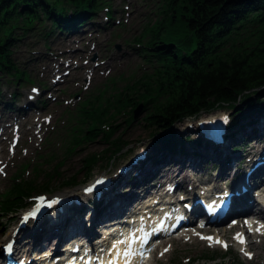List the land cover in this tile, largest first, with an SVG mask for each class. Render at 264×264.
Returning a JSON list of instances; mask_svg holds the SVG:
<instances>
[{
  "label": "rangeland",
  "instance_id": "374dc122",
  "mask_svg": "<svg viewBox=\"0 0 264 264\" xmlns=\"http://www.w3.org/2000/svg\"><path fill=\"white\" fill-rule=\"evenodd\" d=\"M170 1L99 0L102 3L96 14L88 21L84 16L82 26L77 28L78 33L74 35L54 30L44 36L50 27L49 22L41 19L27 34L18 37L14 47L10 49V55L16 70L13 72L23 75L18 78L0 77V106L7 105L11 107L12 112H16L22 107L21 96L25 94L36 95L29 98L30 102L41 106L39 105V110L32 115L21 117L10 129L4 154H0V199L12 190L13 183H18L16 179L29 181L33 177H38L37 185L40 184L45 179L42 173L47 172L57 160L62 161L58 168L59 176L54 178L56 181L52 184V191L47 193L59 190L56 188L58 183L74 175L78 184L60 191L73 192L77 196L80 194L78 188L80 182L89 181L95 174L109 173L112 167L116 172H120V169L130 162L131 158L128 157L129 155L133 157L132 151L135 147L145 149L146 147L141 145L152 143L147 136L148 129H144L142 122L144 112L140 107L131 114L134 118L126 125L124 122L130 115L129 109H126L124 114H115L112 108L108 109L110 103L107 102L114 99H120L119 103L125 102L124 99L132 102L136 100L133 96L140 93L141 88L129 89L124 99L118 91L132 85L136 86L138 82L143 81H150L144 89H153L155 84L164 81L165 71L171 72L165 70L163 55L156 59L153 57L156 56L154 48L157 47V39L163 29L161 26L173 15ZM177 1H174V5ZM41 25L44 27L38 29ZM112 58L117 60L115 65L108 64ZM9 93L15 94L17 103L5 102L4 98ZM258 97L261 101L260 107L264 108V90L259 92ZM239 107L237 105V108ZM120 109L118 107L116 111ZM214 113H227L234 117V112L227 109L216 110ZM203 116L206 115L200 117ZM99 118L101 121H98V124L93 123L94 126L99 125L98 131L93 133L96 134L94 139L81 140L86 129ZM190 122L191 120H188L187 125H184L189 126ZM108 127L115 130L114 137L120 136L126 142L135 141L136 144L133 145L135 147L124 148L104 170L94 167L91 176L84 180L85 174L80 170L82 161L85 157L100 153L105 148L102 132L105 133L107 130L103 129ZM175 131L177 134L184 133L183 123L177 126ZM26 135L33 140L32 144L27 142ZM79 138L81 140L79 146L71 150L70 147L78 142ZM232 162L235 163L236 160ZM117 163H122V167L118 166L115 169ZM252 164L253 162L245 169H249ZM98 165L101 163L96 166ZM204 168L212 169L209 165ZM188 175L192 182L212 179L209 176L204 179ZM11 177L13 183L9 181ZM50 212L44 219L48 220L45 229L48 236L54 227L53 216L56 214L53 210ZM90 212L91 209L86 208L84 215L71 220V226L74 225L76 230L81 229L80 221ZM18 215V212L7 218L0 215V242H4L9 237L8 234L10 235L17 227ZM195 229L196 227H191L186 230L193 235ZM96 230L100 233L99 226ZM211 232H215L214 229H205V233ZM34 235L39 236L34 233L33 237ZM179 235V232L170 235L171 242L162 248H159L161 240L156 241L154 245L158 248L149 251L150 260L147 264H264V243H258V240H248V246H244L243 253L234 247V241L230 239L229 234L231 247L223 252L218 248L206 246L197 237L191 238L189 242H185V239L180 241L177 239ZM52 239L53 242L56 241L54 237ZM43 243L41 242L39 246L41 250H37V253L45 249ZM246 252L250 256L245 255Z\"/></svg>",
  "mask_w": 264,
  "mask_h": 264
},
{
  "label": "trees",
  "instance_id": "16d2710c",
  "mask_svg": "<svg viewBox=\"0 0 264 264\" xmlns=\"http://www.w3.org/2000/svg\"><path fill=\"white\" fill-rule=\"evenodd\" d=\"M174 1H170L172 18L161 26L154 48L158 52L156 58L163 55L165 70L171 72L165 71L164 81L153 89H144L150 81H143L118 91L124 99L129 89L141 88L132 102L125 99L121 103L120 99L107 102L108 109L112 108L115 114L140 105L147 136L164 153L174 152L180 144L178 141H183L175 128L202 114L227 109L234 112L230 128L239 123L241 127L249 115L259 113L258 94L264 90V0H178L175 5ZM101 3L99 0H0V77L23 75L13 72L16 70L10 49L18 37L27 34L41 19L49 22L50 27L44 36L54 30L76 31L82 26L83 17L86 16V21L91 19ZM118 107L121 109L117 112ZM131 114L125 122L127 125L131 123ZM101 118L92 122L81 140L94 139L96 128L93 127ZM104 130H107L102 132L105 148L82 161L80 170L86 178L94 167L106 169L129 143L120 136L114 137V129ZM193 143L199 145V140ZM98 163L101 165L96 166ZM61 165L60 160L52 164L42 173L45 179L38 185V177L29 181L16 179L17 184L12 181V190L0 199L1 217L15 215L24 207V199L32 194L51 192ZM76 184V179L70 177L56 187L72 188Z\"/></svg>",
  "mask_w": 264,
  "mask_h": 264
},
{
  "label": "bare ground",
  "instance_id": "6f19581e",
  "mask_svg": "<svg viewBox=\"0 0 264 264\" xmlns=\"http://www.w3.org/2000/svg\"><path fill=\"white\" fill-rule=\"evenodd\" d=\"M78 33L77 31L70 30L67 35H74ZM160 52V51H159ZM158 53V52H156ZM156 59V56H153ZM128 58V57H127ZM117 60L112 58L109 60V65H115ZM150 63V61H149ZM107 64V65H108ZM102 68H105L102 66ZM76 73V72H75ZM74 73V74H75ZM95 75V73H92ZM137 86V85H136ZM1 93V92H0ZM14 93H9L8 96L6 95L5 102L8 104L17 103V100L14 98ZM34 98L36 95H23L21 96L23 100L22 107L16 111L12 112L11 107L7 105L0 106V154H4V150L6 147V143L10 134V129L17 124V122L21 119V117L30 116L36 111L39 110L40 106L37 103L30 102L31 99ZM29 99V101H28ZM19 103V101H18ZM1 104V103H0ZM138 107L141 108L139 105ZM138 107L134 108L133 110H128V112L135 113ZM260 111L258 114L249 115L247 119L244 121L240 127V123L232 126L230 128L232 117L228 116L229 120V129L227 128L226 135L223 137L222 145L213 147L211 144L209 148H215V151H211L205 149L200 151L197 145L191 144L192 140L185 137V135L181 132L178 133V136L183 139L182 142L178 141L180 144L174 152H167L161 153L158 151L152 143L147 145H141L142 147H146V156L142 161H131L128 162L123 168L125 169L124 173L116 172L113 167L110 169L111 172H107L105 175L106 178L110 180V185L107 187L106 190H102L98 192L96 195L94 194H87L84 196L83 194H79L75 196L73 192H64L61 196L63 198L71 199L66 204L55 206L54 212L56 213L53 216V229L50 230V236H48V232L46 233L44 239L41 241L44 246H46L45 253L42 255L46 256V254L51 252L50 250H55L59 243L58 237H62L63 235L66 236L68 228H72V226L68 227V221L71 214H79L82 211L86 210V208L91 209L92 213L85 218L84 223L82 224V228L79 229V233L77 236L79 240L90 239L93 240L96 238L99 233L97 232L96 228L100 224L99 218H97V213L93 205L95 203H101L105 201V205L103 209L105 211H109L110 215L107 218L114 216L116 213L131 209L134 202H132L135 198L138 197L137 193L138 190L147 184V182L151 179L148 184H153L152 181L157 180L159 185L163 184L164 181H173L176 183L182 184L181 189L184 190L186 184L189 183L188 177L190 174L191 176L197 177H212V178H228L232 173L238 174L239 171L243 170V167L250 162H246L244 160L245 157V150L251 151V159L258 158L259 161H262L263 164L261 167L256 169L252 172L248 179H247V186L249 187V197L252 190H256L259 182L260 187L258 189L264 188V108L260 107ZM7 111V112H5ZM11 111V112H10ZM125 112V110H123ZM123 112H120L123 113ZM124 114V113H123ZM134 117L131 116V120ZM129 119L125 120V122ZM124 122V123H125ZM127 125V124H126ZM22 127V126H21ZM98 127L96 128L95 132L98 131ZM248 129H247V128ZM245 132V133H244ZM185 134L189 133V131H184ZM26 140L29 144H32L33 140L26 135ZM87 140V139H85ZM91 141V140H87ZM137 141V140H136ZM136 144L135 141H130L126 147L127 149L132 148V146ZM152 144V145H151ZM125 147V148H126ZM135 147V146H133ZM136 148V147H135ZM143 149V148H141ZM236 160V162H232ZM205 164L209 165L213 168L209 169L204 168ZM234 163V164H233ZM122 163H117L115 169L118 166H121ZM122 167V166H121ZM213 171V172H212ZM215 171V172H214ZM234 171V172H232ZM83 172V171H82ZM59 176V174H58ZM57 176V177H58ZM70 177H76L71 175ZM68 177V178H70ZM65 178L63 181H65ZM12 177L9 178V181H12ZM56 181V180H54ZM263 187V188H262ZM33 195V194H32ZM75 198V201L72 199ZM138 200V199H137ZM136 202V201H135ZM153 202V199H151ZM147 206V205H146ZM146 206H140L135 211H140L142 213L146 212ZM133 211V212H135ZM127 213V212H125ZM247 217V216H244ZM43 219H30V221H35L33 225L30 227L22 228L17 230L15 229L8 234L7 239L13 240V246H11V250L13 254L16 251H21L23 246L26 247V251L29 252L33 248H36L38 242H40V234L45 232L46 224L48 221H42ZM143 220V218H141ZM28 226V224H26ZM194 227V226H193ZM25 232L28 233L25 236ZM12 233H15V236L12 237ZM38 234L39 239L36 241V236L33 234ZM105 235V233H104ZM46 236H48L46 238ZM28 237V238H26ZM49 237L51 239H49ZM52 237L56 239V241H52ZM99 237V236H98ZM46 238V239H45ZM49 239V240H47ZM101 239H106V236H102ZM36 242V243H35ZM171 242L170 238H165L161 240V244L159 248L167 246L168 243ZM3 242H0V245ZM244 246H248L244 244ZM4 252L1 250L0 246V258L4 257ZM46 261V260H45ZM131 264H138V261L131 259Z\"/></svg>",
  "mask_w": 264,
  "mask_h": 264
},
{
  "label": "snow or ice",
  "instance_id": "6c2138e0",
  "mask_svg": "<svg viewBox=\"0 0 264 264\" xmlns=\"http://www.w3.org/2000/svg\"><path fill=\"white\" fill-rule=\"evenodd\" d=\"M33 91H35V89L33 90ZM247 223V222H246ZM256 231H260V229L259 228H257L256 229ZM204 239H212L211 237H203ZM235 239H237L238 240V242H240V243H244V240H243V238H242V236H241V234H237V236L236 237H234ZM216 243H222L221 241H219V240H216L215 241ZM224 247H227V245H223ZM165 251H167V249H165ZM245 255H249L250 256V254L249 253H245Z\"/></svg>",
  "mask_w": 264,
  "mask_h": 264
}]
</instances>
